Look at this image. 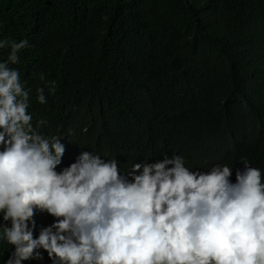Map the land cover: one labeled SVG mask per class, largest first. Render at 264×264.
<instances>
[{"label":"clouds","instance_id":"1","mask_svg":"<svg viewBox=\"0 0 264 264\" xmlns=\"http://www.w3.org/2000/svg\"><path fill=\"white\" fill-rule=\"evenodd\" d=\"M235 1L216 2L232 13L230 18L203 24L212 34L237 36L240 29L233 28V21H239L245 34L241 42H225L230 47L223 65L248 72L253 81L242 95L222 101L226 118L247 104L246 97L261 83L253 79L254 70L264 62V0H258L260 5L241 0L237 7ZM196 41L202 53L218 62L222 51H209L204 40ZM150 42L173 59V39L155 36ZM6 46L10 52L0 62V240L13 250L3 264L42 258L52 264H264L259 166L246 157L231 165L210 163L206 155L186 160L196 148L185 145L193 124L182 114L169 117L172 126L183 125L179 155L139 160L122 173L119 162L130 158L134 139L152 127L151 108L125 119L109 101L97 118L105 115L110 129H97L93 115L88 120L71 111L65 131L46 133L47 121L35 115L19 70L10 67L20 62L18 53L29 42L0 40V48ZM130 63L141 71L126 81L133 88L129 104L150 101L152 80L170 62L151 66L138 57ZM176 83L182 102L186 82L181 77ZM36 91V101L45 104L44 88ZM54 91L55 82L49 89ZM37 212L54 219L34 236Z\"/></svg>","mask_w":264,"mask_h":264},{"label":"trees","instance_id":"2","mask_svg":"<svg viewBox=\"0 0 264 264\" xmlns=\"http://www.w3.org/2000/svg\"><path fill=\"white\" fill-rule=\"evenodd\" d=\"M217 1L0 0V40L29 42L30 46L18 53L20 62L10 67L19 70L34 102L35 115L47 121L42 128L46 133L65 131L71 111L88 120L93 115L97 129H110L105 115L97 118L109 101L125 119L151 108L152 127L134 139L130 158L119 162L122 173L139 160L155 162L164 155H179L183 125L172 126L169 117L183 114L193 124L185 145L196 148L186 160L198 161L206 155L210 163L231 165L246 157L262 169L264 176V110L255 97L264 105V62L254 70L253 79L261 83L246 97L247 104L226 118L222 101L230 95H242L253 80L248 72H232L223 65L230 47L225 42H241L245 35L241 23L233 21V28L240 29L237 36L212 34L203 25L230 18L232 13H226ZM239 3L241 0L235 1L234 6ZM155 36L173 39L174 61L163 46L152 45L150 39ZM196 38L204 40L209 51H222L216 56L218 62L201 52L203 46ZM9 52L10 46L0 48V62L7 60ZM138 57H145L151 66L170 63L152 80L150 101L130 105L133 88L126 81L139 77L140 67L130 63ZM181 77L186 82L182 102L176 83ZM53 82L55 91L50 93ZM38 88H44L45 104L36 101ZM35 217L34 236L54 219L39 212ZM12 250L0 240V264ZM22 264L52 262L42 258L38 263L28 260Z\"/></svg>","mask_w":264,"mask_h":264}]
</instances>
